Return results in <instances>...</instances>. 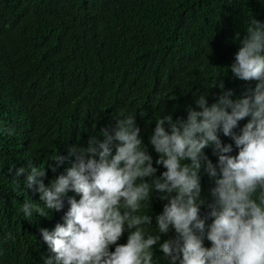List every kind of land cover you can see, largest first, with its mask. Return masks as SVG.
<instances>
[{
	"label": "trees",
	"instance_id": "trees-1",
	"mask_svg": "<svg viewBox=\"0 0 264 264\" xmlns=\"http://www.w3.org/2000/svg\"><path fill=\"white\" fill-rule=\"evenodd\" d=\"M250 18L264 23V0H0V264L54 258L40 230L63 224L69 205L66 198L60 212L45 208L48 216L25 218V203L44 207L39 193L25 186L29 168L44 166L47 186L75 162L71 149L87 148L93 136L102 142L101 129L133 115L157 169L145 178L151 183L166 171L150 144L157 119L171 114L174 123L186 120L189 108L201 110L200 95L211 106L222 91H232L235 100L253 89L256 81L238 80L230 71L236 34L243 39ZM220 139L237 154L230 138L221 133ZM204 153L218 163L212 148ZM56 155L67 157L59 167ZM20 168L25 175L17 177ZM199 175L207 204L214 182L203 169ZM159 195L153 192L144 213L152 228L167 203ZM174 236L170 230L161 243ZM204 246L211 244L205 239ZM153 262L168 264L158 246Z\"/></svg>",
	"mask_w": 264,
	"mask_h": 264
},
{
	"label": "clouds",
	"instance_id": "clouds-1",
	"mask_svg": "<svg viewBox=\"0 0 264 264\" xmlns=\"http://www.w3.org/2000/svg\"><path fill=\"white\" fill-rule=\"evenodd\" d=\"M245 33L243 39L236 34L239 48L230 71L238 80L256 81L255 87L235 100L229 98L232 91H222L211 106L200 95L201 110L189 108L183 121L174 123L171 114L157 119L150 144L159 154L155 163L166 169L159 178L145 182L157 169L133 115L101 129L102 142L93 136L87 148L71 149L75 162L47 186L44 166L29 168L25 186L39 193L44 207L25 203V218L33 212L46 217L45 208L60 212L66 198L69 205L63 224L40 230L54 254L45 264H154V246L168 264H264V23L250 18ZM219 87L223 90L222 81ZM221 133L233 141L236 155H230L233 144H222ZM206 148L217 156L216 165ZM66 159L56 155L53 161L59 167ZM201 169L214 182L207 204L201 198ZM20 175L25 169L16 170ZM154 191L167 203L152 228L144 213ZM170 230L175 236L161 243ZM125 231L127 242L118 244ZM205 239L211 247L204 246Z\"/></svg>",
	"mask_w": 264,
	"mask_h": 264
}]
</instances>
